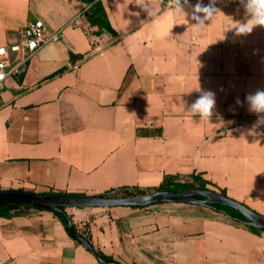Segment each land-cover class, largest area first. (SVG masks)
Masks as SVG:
<instances>
[{
  "label": "crops",
  "instance_id": "obj_1",
  "mask_svg": "<svg viewBox=\"0 0 264 264\" xmlns=\"http://www.w3.org/2000/svg\"><path fill=\"white\" fill-rule=\"evenodd\" d=\"M100 1L109 32L90 26L83 0H0V47L21 43L30 22L60 33L0 90V190L95 197L199 176L264 216V113L246 100L264 91V26L236 34L249 18L241 0H216L199 31L197 0L187 20L162 0ZM204 91L210 122L189 112ZM12 211L0 216V264H102L54 212ZM66 213L120 264H264V231L211 206Z\"/></svg>",
  "mask_w": 264,
  "mask_h": 264
},
{
  "label": "water",
  "instance_id": "obj_2",
  "mask_svg": "<svg viewBox=\"0 0 264 264\" xmlns=\"http://www.w3.org/2000/svg\"><path fill=\"white\" fill-rule=\"evenodd\" d=\"M164 203H186L208 206L210 204L226 205L240 211L247 219L248 224L264 229V216L252 211L246 205L239 203L228 196L216 192L200 189H188L183 192L164 191L155 189L153 192L136 197L106 198L102 196L78 197L66 194H40L22 190H0V209L16 210L19 206H28L36 209L49 210L69 221L68 232L80 244L94 253L102 264H120L105 260L94 247L81 236L72 226L68 214L63 208L70 207H117V206H152Z\"/></svg>",
  "mask_w": 264,
  "mask_h": 264
},
{
  "label": "clouds",
  "instance_id": "obj_3",
  "mask_svg": "<svg viewBox=\"0 0 264 264\" xmlns=\"http://www.w3.org/2000/svg\"><path fill=\"white\" fill-rule=\"evenodd\" d=\"M244 5L246 15L249 17L246 22H236L234 27L237 35L250 34L257 26H264V0H241ZM189 0H170L173 13L183 16L188 15L184 10V5H188ZM216 0H210L208 5H203L201 0L192 7L191 20L196 21L192 28L199 31L205 25L206 20H213L219 10L215 7ZM137 5L143 6V0H137ZM203 14V15H201ZM187 20V19H186ZM199 91V87L196 88ZM246 100L249 110L255 113H264V91L258 90L254 95H248ZM239 104L240 101L237 100ZM216 105L215 94L211 91H204L198 99L191 104L189 112L193 116H199L201 121L210 122L214 115Z\"/></svg>",
  "mask_w": 264,
  "mask_h": 264
},
{
  "label": "trees",
  "instance_id": "obj_4",
  "mask_svg": "<svg viewBox=\"0 0 264 264\" xmlns=\"http://www.w3.org/2000/svg\"><path fill=\"white\" fill-rule=\"evenodd\" d=\"M88 8L85 11V18L89 22L90 26L92 27H97L99 28L100 31L104 32H109L111 31V26L108 20V16L106 14V11L102 5V2L100 0H83ZM89 33V30H87ZM188 189H200V190H205V191H212L211 189L208 188L207 182L202 180L199 176H193L190 181L187 182H179L176 180L172 179H167L163 183V185L159 188V190H164V191H175V192H183ZM155 189H141V188H121L118 190H112L110 192H107L103 195L102 197L106 198H118V197H136V196H142V195H147L151 192H153ZM222 194L226 195L225 192H222ZM81 197V196H78ZM208 206H211L219 211L226 212L228 215H230L233 219L238 220L240 222L248 224V219L238 210L231 208L226 205H221V204H210ZM21 208H32L28 206H19L16 210H19ZM43 210V209H41ZM63 210L66 212V208H63ZM49 211V210H48ZM13 212L12 210L8 208H3L0 209V216L3 215H8L9 213ZM54 214L62 220V222L65 224V226L68 228L69 221H67L65 218L62 216L58 215L57 213L54 212ZM71 220V219H70ZM72 221V220H71ZM72 226L75 228V230L83 236L90 244L91 240L89 236L85 235L82 232H79V230L76 228V226L72 223ZM251 228L254 230H262L264 229L255 227L250 225ZM100 255L108 261H111L108 257L104 256L102 253Z\"/></svg>",
  "mask_w": 264,
  "mask_h": 264
},
{
  "label": "built area",
  "instance_id": "obj_5",
  "mask_svg": "<svg viewBox=\"0 0 264 264\" xmlns=\"http://www.w3.org/2000/svg\"><path fill=\"white\" fill-rule=\"evenodd\" d=\"M170 6V0H162ZM60 33H51L45 27L43 21L30 22L22 33V41L11 47H0V90L5 87L6 80L11 76H21L22 66L28 62L31 56L38 52L45 45L59 40ZM17 53L23 57L19 63L10 62V54Z\"/></svg>",
  "mask_w": 264,
  "mask_h": 264
}]
</instances>
